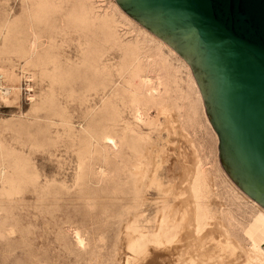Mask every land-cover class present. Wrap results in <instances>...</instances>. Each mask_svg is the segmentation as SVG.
Wrapping results in <instances>:
<instances>
[{
  "label": "rangeland",
  "instance_id": "rangeland-1",
  "mask_svg": "<svg viewBox=\"0 0 264 264\" xmlns=\"http://www.w3.org/2000/svg\"><path fill=\"white\" fill-rule=\"evenodd\" d=\"M124 13L116 0H0V75L16 90L0 95V264H180L152 256L189 240L128 235L164 204L182 216L197 161L231 208L189 71Z\"/></svg>",
  "mask_w": 264,
  "mask_h": 264
},
{
  "label": "water",
  "instance_id": "water-1",
  "mask_svg": "<svg viewBox=\"0 0 264 264\" xmlns=\"http://www.w3.org/2000/svg\"><path fill=\"white\" fill-rule=\"evenodd\" d=\"M191 66L235 185L264 208V0H116Z\"/></svg>",
  "mask_w": 264,
  "mask_h": 264
},
{
  "label": "bare ground",
  "instance_id": "bare-ground-1",
  "mask_svg": "<svg viewBox=\"0 0 264 264\" xmlns=\"http://www.w3.org/2000/svg\"><path fill=\"white\" fill-rule=\"evenodd\" d=\"M125 13L123 15L131 23L138 26L144 34L167 49L171 55L180 61L189 71L191 81L195 87L204 114L205 122L218 143V136L206 113L202 92L199 90L200 87L195 80L196 78H194L195 76L192 74L189 64H187L188 62L183 58L187 62L186 63L169 44ZM146 82L149 81L146 80ZM10 88H12L10 89L11 93L12 91H16L14 86ZM10 95H2L1 98L3 101H8L11 99ZM175 129H177V126ZM196 163H194V167L191 169L193 170L196 167L193 172L190 171L189 173L186 171V174L189 173V175L187 174V181L185 180V184L187 182V188L182 193L185 195L186 192V197L187 194H189L190 199L187 197L188 203H180L183 211L182 216L178 218L173 211L170 212L172 207L169 204H164L157 211L156 217H152L153 219L144 218L145 220H143L142 218L144 216L141 215L139 217L140 219H136L133 223L132 232L128 235V243L135 244L143 237H147L150 242L161 247V245L174 242L182 243L183 241L189 240L188 244H184V249H182L183 245H181L182 248H177L170 253H159L157 255L154 254L153 256L150 255L153 258L156 256L157 258H161V260L162 258L166 259V261L170 258L173 260L178 258L180 264H184V261H188L186 257L187 255L191 256V259H189L190 264H232L233 261L235 262L238 259H241L238 260L240 261L238 264H264V208L238 188L222 169L221 171L228 183H226V185H228L227 188H229L227 196L231 202V208H236L240 217L235 215L231 208L226 211L225 208H223L225 207L224 204H222V208H217L213 200V185L208 179V175L201 167L195 165ZM190 175L191 177H189ZM151 178L154 179L155 177ZM156 183L157 187L162 186L158 180ZM181 197L183 199L182 195ZM182 199L181 202H183ZM217 205L221 206L219 204ZM143 221L146 222V225L142 224ZM184 228L185 232L182 233ZM205 240L210 241V243L214 242V247L210 246L217 251H212L213 249L211 250L210 248V250L208 249L206 251V246H204L205 251L200 252L201 250H198L197 252H194L198 248L202 249L201 242ZM205 245L207 244L205 243ZM218 252L220 253L219 255L217 254ZM215 257H217L216 260H214ZM153 258H151V260H154ZM183 259L185 260L183 261ZM175 262L177 263V261ZM171 263L173 262L171 261Z\"/></svg>",
  "mask_w": 264,
  "mask_h": 264
},
{
  "label": "built area",
  "instance_id": "built-area-1",
  "mask_svg": "<svg viewBox=\"0 0 264 264\" xmlns=\"http://www.w3.org/2000/svg\"><path fill=\"white\" fill-rule=\"evenodd\" d=\"M10 87L6 84V82L4 81V79L1 77L0 75V95H10L11 91H10Z\"/></svg>",
  "mask_w": 264,
  "mask_h": 264
}]
</instances>
